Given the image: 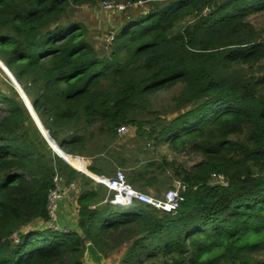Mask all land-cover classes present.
<instances>
[{
    "label": "trees",
    "instance_id": "1",
    "mask_svg": "<svg viewBox=\"0 0 264 264\" xmlns=\"http://www.w3.org/2000/svg\"><path fill=\"white\" fill-rule=\"evenodd\" d=\"M97 1L0 0V60L42 125L63 152L83 157L88 127L115 135L134 123L135 106L146 108V96L181 85L177 115L154 124L149 138L201 160L135 159L134 189L154 187L167 172L185 185L174 213L102 203L100 186L77 200L84 237L51 230L53 179L78 172L29 135L15 89L0 90V264H83L85 242L104 255L128 243L120 264H260L251 255L264 250V38L247 16L264 0L158 1L121 21L107 55L82 25L64 21L67 7ZM63 129L71 133L60 140Z\"/></svg>",
    "mask_w": 264,
    "mask_h": 264
},
{
    "label": "rangeland",
    "instance_id": "2",
    "mask_svg": "<svg viewBox=\"0 0 264 264\" xmlns=\"http://www.w3.org/2000/svg\"><path fill=\"white\" fill-rule=\"evenodd\" d=\"M158 1L161 0H147L138 3L116 0H100L90 5H71L67 7V13L64 21L69 20L71 22L82 25L85 30V39L94 46L98 54L107 55L110 52L109 40L112 39V34L118 28L121 21L124 20L127 15L132 16L137 13L145 14L146 12H148V8L154 6ZM105 3H107L108 5H105ZM247 19L256 27L261 38H264V10L249 14L247 16ZM2 63L4 64V62ZM9 86L14 88L6 72L0 66V90H3V92L9 94ZM181 88V85H176L171 88L158 90L146 96V108L137 105L134 107L135 110L133 112H129V117L132 121H134V123L125 126L127 131L124 135H119L118 131L115 135H101L98 131H96L99 127L98 124H95L92 127H88L86 129V146L88 150L84 153L87 155L83 157L90 159L91 161H97V164L99 166L101 165L100 163H102L105 170L104 173L108 176H113V174H115L117 170L123 171L126 176L127 182L130 169L133 166L141 165L139 163H136L135 159L141 161L142 163L148 160L156 162H161L163 160H166L167 162L173 161L179 164H183L186 167H190L191 165L197 163L199 160H201L200 155L173 151L164 143L158 145L157 147H154L151 138H149L150 132L153 131L152 129L154 124L155 128H157L156 123H158L159 121L167 120L172 118V116L177 115V113L174 112V97L178 95ZM23 92L25 93L24 90ZM25 108L27 109L26 106ZM3 115H7V107L4 104H0V119L3 117ZM29 117L31 119V123L25 122L24 125L25 128L28 129L29 135H35V137L39 138L40 141L38 144L42 147L44 145L47 151L51 153V156H58L47 144L46 140L39 132L30 114ZM60 132V140H62L63 137L67 136V134L71 133L68 132V129L60 130ZM92 136L94 137V139L89 140ZM70 156H72V158L67 157L68 161L74 163V160H78L82 165L83 161L82 159H80L82 158V156ZM76 156L80 158H76L77 160L74 159V157ZM61 160L71 168H73L66 161H64L63 159ZM78 167L80 166L78 165ZM85 168L93 176L95 175L96 177H102L90 171V167ZM170 173L171 172L165 173V175L160 178L161 182L154 187L141 189L142 192L148 193L158 198L161 197L162 194H164L166 191L172 188L173 185L179 182L177 179H170ZM71 176L73 175H69L68 173H65V175L62 176V188L66 190V195H63V200L61 201L62 203H60V205H64L65 207L69 208V210H64L63 208L62 210H60L59 226L63 230H66V232H78L81 237H84L83 232L78 227V197L82 194L84 189H90V184L95 185L97 189H99L101 186V192L103 193L104 185L102 182H99L98 180L85 173H77V175L72 178ZM216 180L219 181L217 183H221V180H218V178L215 176L214 182ZM138 189L140 190L139 187ZM66 203L67 205H65ZM85 244L87 245L88 242H85ZM128 246L129 244L126 242L121 245L113 243L107 249L106 255L102 254L103 261H101V264H120L123 256L128 249ZM251 256L254 263L258 261L260 264H264V250ZM81 260L83 264H93L91 261H88L85 258V251Z\"/></svg>",
    "mask_w": 264,
    "mask_h": 264
},
{
    "label": "built area",
    "instance_id": "3",
    "mask_svg": "<svg viewBox=\"0 0 264 264\" xmlns=\"http://www.w3.org/2000/svg\"><path fill=\"white\" fill-rule=\"evenodd\" d=\"M105 5L108 4L105 3ZM117 131L119 135H124L127 130L125 126H122ZM98 181L103 183L107 191L102 203L130 205L132 202L137 201L167 213H174L178 210L180 194L186 189L185 185L178 182L158 198L134 189L127 182L126 176L121 170H117L111 178L102 177ZM53 182L54 188L48 194L47 214L49 221L47 222V227L54 231L66 233V230L59 226L60 203L63 200V195H65V190L62 188L63 179L55 176Z\"/></svg>",
    "mask_w": 264,
    "mask_h": 264
},
{
    "label": "water",
    "instance_id": "4",
    "mask_svg": "<svg viewBox=\"0 0 264 264\" xmlns=\"http://www.w3.org/2000/svg\"><path fill=\"white\" fill-rule=\"evenodd\" d=\"M0 66L6 72L11 83L13 84L14 89L18 92L21 100L23 101V103L27 107V110H28L30 116L32 117L33 121L35 122V125L37 126L39 132L44 137L47 144L52 148L53 152L55 154H57L61 159L66 161L68 164H70L74 169H76L82 173H85V174L91 176L92 178H94L96 180H100L102 177H96L95 175L93 176L86 168H85V171H82L80 169L75 168L71 163H69V161L67 160V156H70V155L66 154L65 152H63V150H61V148L56 144V142L50 136L48 131L44 128V126L42 125L41 121L39 120L35 110L33 109V106L31 105L29 99L27 98V96L23 92L21 86L19 85V83L17 82L15 77L12 75V73L9 71V69L1 61H0ZM74 158L78 159L79 157L76 156ZM85 258L88 261H91L93 264H101V261H103L102 254L98 252V250L95 248V246L92 243H88L86 245Z\"/></svg>",
    "mask_w": 264,
    "mask_h": 264
},
{
    "label": "crops",
    "instance_id": "5",
    "mask_svg": "<svg viewBox=\"0 0 264 264\" xmlns=\"http://www.w3.org/2000/svg\"><path fill=\"white\" fill-rule=\"evenodd\" d=\"M80 158V157H79ZM80 159H82V165H83V167H90V168H93L94 170H98V171H100V173H101V175L100 176H102V177H107V178H111V177H113L115 174H113V176H108L107 174H105L104 173V167H103V165H102V163H100L101 165L99 166L98 164H97V161L95 162V161H91L90 159H87V158H85V157H82V158H80ZM104 162H106V161H104ZM77 163H78V165H81L78 161H77ZM81 165V166H82ZM90 165V166H89ZM76 170V169H75ZM77 172H78V174H82V172H80V171H78V170H76ZM91 186H90V189H93V190H97V188H96V186L95 185H93V184H90ZM65 195H66V190H65ZM64 195V196H65ZM62 203V202H61ZM65 205H67V203L65 204ZM64 206V205H63ZM62 205H60V210H62V208L64 209V210H69V208H67V207H63ZM78 217V216H77Z\"/></svg>",
    "mask_w": 264,
    "mask_h": 264
},
{
    "label": "bare ground",
    "instance_id": "6",
    "mask_svg": "<svg viewBox=\"0 0 264 264\" xmlns=\"http://www.w3.org/2000/svg\"><path fill=\"white\" fill-rule=\"evenodd\" d=\"M50 148H51V147H50ZM67 157H71V158H72V156H67ZM69 163H71L75 168L80 169V170H82V171H85V167H83V166H81V165H79L80 167H78V163H77V161L74 160V163H72V162L69 161Z\"/></svg>",
    "mask_w": 264,
    "mask_h": 264
}]
</instances>
